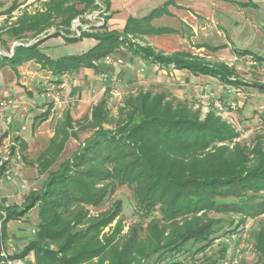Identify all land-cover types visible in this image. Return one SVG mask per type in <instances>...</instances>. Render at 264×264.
I'll list each match as a JSON object with an SVG mask.
<instances>
[{
	"label": "trees",
	"instance_id": "trees-1",
	"mask_svg": "<svg viewBox=\"0 0 264 264\" xmlns=\"http://www.w3.org/2000/svg\"><path fill=\"white\" fill-rule=\"evenodd\" d=\"M105 2L109 7L111 1ZM82 3L84 7L78 8L71 0H47L44 11H24L10 30L20 40L26 31L39 35L55 25L62 27L67 42L78 41L81 38L71 37L67 28L73 19L96 6L95 0ZM16 9L13 5L0 15H11ZM147 25L135 27L128 19L122 30L84 32L83 36L95 38L97 44L82 54L56 58L42 48L45 40L31 45L20 41L12 55L0 54V67L34 60L57 76L82 66L92 67L94 61L104 60L123 43L133 47L130 36L146 34L152 27ZM144 52L157 63H173L221 80L236 74L225 62L208 63L190 53L163 57L151 49ZM125 110L123 124L113 130L105 128L109 112L103 98L85 125L92 133L73 158L61 161L69 129L74 128L71 110L64 112L48 148L37 158L39 168L47 172L44 189L30 193L20 211L10 208L6 216L0 213V262L7 222L27 215L35 206L36 232L20 256L33 254L36 264H141L155 254L163 261L169 254L186 250L189 242L204 243L205 247L212 242L221 230L216 228L221 221L210 217V212L237 214L239 224L264 213L263 134L256 133L249 145L237 141L240 133L214 108L204 113L188 104H174L164 94L150 90L128 98ZM49 116L47 109L36 119L46 121ZM124 186L132 188L137 210L146 215L158 210L161 220H152L146 227L132 223L123 232L120 200L105 211L91 212V206H101ZM107 227L110 231L106 233ZM256 239L258 264H264V232Z\"/></svg>",
	"mask_w": 264,
	"mask_h": 264
},
{
	"label": "rangeland",
	"instance_id": "rangeland-1",
	"mask_svg": "<svg viewBox=\"0 0 264 264\" xmlns=\"http://www.w3.org/2000/svg\"><path fill=\"white\" fill-rule=\"evenodd\" d=\"M110 1L106 8L105 0H95L96 6L73 19L66 31L71 37L81 39L67 42L62 27L55 25L39 35L26 31L16 40L10 30L13 22L24 11H44L47 0H0V12L17 5L11 15H0V54L4 55H12L15 44L20 41L29 44L52 32L55 33L43 39L42 48L55 58L78 55L97 44L95 38L83 36L84 32L122 30L128 19L135 27L152 25L151 30H145L146 34L130 36L134 48L123 43L109 55L114 57L110 71L120 78L117 83L100 75L103 60L94 61L92 67L82 66L59 76L41 68L34 60L15 67L11 64L0 67V104L10 102L5 106L4 115H0V136L4 135L10 145L15 143L19 148L20 159L15 166L20 169L22 165V168L16 180H21L20 190L29 195L28 199L30 193H41L45 187L47 172L39 168L37 158L48 148L57 121L66 110H71L74 128L69 129L71 135L61 161L71 159L92 133L85 125L92 117L93 108L103 98L109 112L104 127L110 130L127 120L128 98L150 90L164 94L166 100L174 104H188L204 113L214 108L240 133L237 141L249 145L256 133L264 136V0ZM71 3L84 7L82 0H71ZM57 32L62 36H54ZM144 49L163 57L190 53L208 63L225 62L235 68L236 74L226 80L196 74L177 68L173 63H157L153 57H146ZM201 93L210 98L200 99ZM220 100L229 105L226 110L217 108L216 102ZM232 102L237 103L235 108H230ZM47 109H50L49 119H36ZM7 118L11 119L10 124L6 123ZM116 200L123 204V232L132 223L146 227L152 220H161L158 210L149 215L137 210L134 192L129 186L118 188L101 206H91L90 210L93 214L105 211ZM37 212L38 206H35L14 221L12 232L23 234L28 242L36 232ZM209 216L221 221L216 225L221 230L208 246L189 242L186 250L169 254L166 260L159 261L155 254L143 259L141 264H258L260 253L256 249V237L264 232V213L248 218L244 224H239L240 217L234 213L213 211ZM115 224L116 221L112 226ZM230 229L235 231H228ZM109 231L107 227L104 232Z\"/></svg>",
	"mask_w": 264,
	"mask_h": 264
},
{
	"label": "crops",
	"instance_id": "crops-1",
	"mask_svg": "<svg viewBox=\"0 0 264 264\" xmlns=\"http://www.w3.org/2000/svg\"><path fill=\"white\" fill-rule=\"evenodd\" d=\"M4 137L0 141V149L2 142L6 140ZM17 149L19 148L17 147ZM1 154L2 153L0 152V155ZM21 168L22 165L20 166V169ZM21 183L22 182L19 178L13 181H9L5 177H2L0 179V213L4 214L5 216L10 208L15 209L16 211H20L27 202L29 195L24 194V192L20 190ZM23 201L24 203L22 204ZM21 217L22 216H16V218H12L7 222L6 234L1 239V247H2L1 255L2 253L7 254L10 260L14 264H36L35 256L33 254H29L24 257L20 256L24 248V245L27 243L26 242L27 238L23 239V234L12 232V228H13L12 223L16 220H19ZM18 230L24 231L25 229L23 230L22 228H18ZM0 264H5L2 262V256H1Z\"/></svg>",
	"mask_w": 264,
	"mask_h": 264
},
{
	"label": "built area",
	"instance_id": "built-area-1",
	"mask_svg": "<svg viewBox=\"0 0 264 264\" xmlns=\"http://www.w3.org/2000/svg\"><path fill=\"white\" fill-rule=\"evenodd\" d=\"M114 63V57L113 56H108L103 60V71L100 73L104 79H111L113 83H117L120 81V78L118 77L117 74L114 72L110 71V68L112 64ZM210 98V96L206 93H201L200 94V99L206 100ZM9 101H3L0 104V115H4L5 111V106L9 104ZM216 106L219 110L223 111L226 110L229 105L225 104L223 101H218L216 102ZM237 106L236 102H232L230 104V108H235ZM6 123L10 124L11 119L7 118ZM15 144L10 145L9 142L4 140L1 144V149L0 152L2 153L0 155V179L2 177H5L9 181L15 180L18 175L20 174L19 168L16 167V161L17 159H20V152L19 149L15 148L13 149L12 146ZM17 155V158L14 156ZM2 262L5 264H14L10 258L8 257L7 254L2 253Z\"/></svg>",
	"mask_w": 264,
	"mask_h": 264
},
{
	"label": "water",
	"instance_id": "water-1",
	"mask_svg": "<svg viewBox=\"0 0 264 264\" xmlns=\"http://www.w3.org/2000/svg\"><path fill=\"white\" fill-rule=\"evenodd\" d=\"M54 33H55V32H52V33H50V34H48V35H46V36H44V37L39 38L38 40H36V41H34V42H31V43H29V44H25V45L35 44V43H37L38 41H42V40L45 39L46 37H49V36L53 35ZM16 45H18V44H15V46H16ZM13 52H14V50H13Z\"/></svg>",
	"mask_w": 264,
	"mask_h": 264
}]
</instances>
